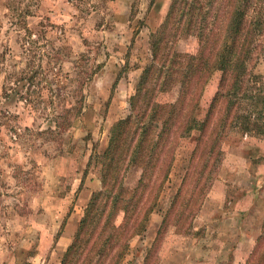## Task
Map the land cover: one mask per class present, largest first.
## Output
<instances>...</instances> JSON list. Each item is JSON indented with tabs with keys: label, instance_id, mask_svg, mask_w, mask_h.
I'll list each match as a JSON object with an SVG mask.
<instances>
[{
	"label": "rangeland",
	"instance_id": "1",
	"mask_svg": "<svg viewBox=\"0 0 264 264\" xmlns=\"http://www.w3.org/2000/svg\"><path fill=\"white\" fill-rule=\"evenodd\" d=\"M9 1L0 0V264H59L84 206L100 189L98 166L90 158L103 151L117 120L129 113V95L150 60V34L159 28L171 0H21L20 7L25 10L28 4L30 11H22V20L8 11ZM25 27L37 34L44 28L34 56L24 53ZM172 46L194 53L198 42L186 35ZM27 59L34 62L29 69L41 70L43 77L52 75L44 71L54 65L61 64L67 72L76 60L84 69L97 67L83 87L82 113L71 127L58 132L54 120L65 108H58L60 95L67 92L64 103L72 99L70 85L61 91L51 82L44 88L43 81L39 92L31 95L34 101L21 98L28 86L20 73ZM250 73L264 76V62L252 63ZM218 80L219 72H214L196 119L204 113ZM177 93L175 87L157 100L173 102ZM40 94L43 101H38ZM194 139L179 140L153 216L149 214L130 239L119 264H199L204 256L212 257L213 264H245L264 221V139L260 137L230 132L215 159L213 183L226 176L223 186L215 187L202 202L203 212L199 208L189 229L186 221L175 226L171 214L157 234L180 186ZM137 175L129 173L127 184H133ZM243 196L250 204L241 217L243 212L236 211L246 204L240 201ZM218 199L223 200L222 211H236L217 215ZM220 235L230 241L232 251L221 249L216 240ZM194 240L198 243L192 245Z\"/></svg>",
	"mask_w": 264,
	"mask_h": 264
},
{
	"label": "trees",
	"instance_id": "2",
	"mask_svg": "<svg viewBox=\"0 0 264 264\" xmlns=\"http://www.w3.org/2000/svg\"><path fill=\"white\" fill-rule=\"evenodd\" d=\"M19 3L21 0H10L7 9L22 20L30 12L29 5L24 10ZM43 31L44 28L38 34L31 33L26 28L25 54L36 55ZM186 35L197 38L196 52H180L172 46L175 39ZM149 43L150 60L129 95V113L117 120L103 151L94 152L90 158V163L98 166L100 189L84 206L59 264L121 262L130 239L155 209L180 139L195 136L180 186L157 234L163 231L171 214L175 226L186 221V230L191 227L213 183L216 155L230 132L264 139V76L250 73L252 63L264 62V0H171L159 28L150 34ZM32 65L33 60L27 59L26 69H21V80L28 82L21 98L28 103L34 101L31 95L39 92L43 81L44 88L51 82L61 91L70 85L73 103H64L66 91L60 95L58 108H65L54 120L59 125L55 127L58 132L71 127L73 119L82 113L83 87L97 67L84 69L76 60L67 72L61 64L57 68L54 65L44 71L52 75L43 77L41 70L29 69ZM214 72H219L216 90L204 113L196 119ZM175 87L178 93L173 102L157 100L159 94ZM43 100L40 94L38 101ZM24 131H30V127H24ZM131 172L138 175L129 185L126 176ZM119 214L122 217L116 223ZM245 264H264V221Z\"/></svg>",
	"mask_w": 264,
	"mask_h": 264
},
{
	"label": "crops",
	"instance_id": "3",
	"mask_svg": "<svg viewBox=\"0 0 264 264\" xmlns=\"http://www.w3.org/2000/svg\"><path fill=\"white\" fill-rule=\"evenodd\" d=\"M225 179H226V176H222L221 177V179H216L215 181H214V183L212 184V186H211V189H210V191H209V193H208V196L204 199V202H203V204H205L206 203V200H207V198H209V196H211V192L214 190H216L219 186H223V184H224V181H225ZM216 187V189H214ZM244 201V202H246V204L244 205V208H242L241 210H238V211H236V209H234V210H231V211H226L227 213H232V212H240V211H242L243 212V214H240L239 216H245L246 215V213H247V211H248V209H249V202H247V200L245 199V196H243L242 198H240V201ZM218 201H219V203H217V208H216V214H217V212H219L220 210V212L217 214V215H221L222 214V212H224V211H222L223 210V206H224V203H223V200H219L218 199ZM203 204L201 205V207H200V212H203ZM246 212V213H245ZM225 213V212H224ZM227 213H225V214H227ZM224 214V215H225ZM152 216H153V213L151 214ZM150 215V216H151ZM199 215H200V217H201V214L199 213ZM198 215V216H199ZM214 215H215V213H214ZM228 215H230V214H228ZM213 218H215L216 219V216H213ZM212 218V219H213ZM217 242L219 243V245H220V247H221V249H224V250H233L234 248H233V245L230 243V241L228 240V239H226L225 237H223L222 235H220L217 239ZM216 242V241H215ZM216 242V243H217ZM196 243H198V242H196V240H194V241H192L191 242V244L192 245H195ZM217 246V245H216ZM251 246V245H250ZM207 258H209V260L207 259ZM202 262L201 263H199V264H213V259H212V257H210V256H204L203 257V259L201 260ZM234 262V261H233ZM218 264H223V262L221 263V261L218 263ZM234 264V263H233Z\"/></svg>",
	"mask_w": 264,
	"mask_h": 264
}]
</instances>
